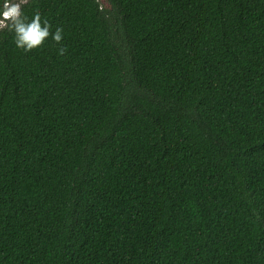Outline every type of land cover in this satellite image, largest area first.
Here are the masks:
<instances>
[{
	"label": "trees",
	"instance_id": "1",
	"mask_svg": "<svg viewBox=\"0 0 264 264\" xmlns=\"http://www.w3.org/2000/svg\"><path fill=\"white\" fill-rule=\"evenodd\" d=\"M37 11L61 44L0 29V264H264V0Z\"/></svg>",
	"mask_w": 264,
	"mask_h": 264
},
{
	"label": "clouds",
	"instance_id": "2",
	"mask_svg": "<svg viewBox=\"0 0 264 264\" xmlns=\"http://www.w3.org/2000/svg\"><path fill=\"white\" fill-rule=\"evenodd\" d=\"M27 0H3L2 9H0V29H8L14 32V43L17 48L25 52L32 51L43 45L49 36L56 44H61L63 39V29L56 28L51 31V25L47 19L42 21L41 14L37 11L29 21L22 12V5ZM67 49L60 47L58 55H64Z\"/></svg>",
	"mask_w": 264,
	"mask_h": 264
}]
</instances>
